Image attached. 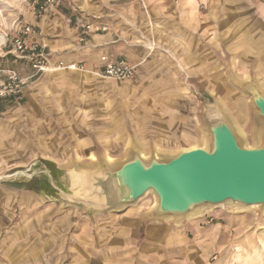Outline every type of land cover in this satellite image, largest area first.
Returning <instances> with one entry per match:
<instances>
[{"label": "crops", "instance_id": "1", "mask_svg": "<svg viewBox=\"0 0 264 264\" xmlns=\"http://www.w3.org/2000/svg\"><path fill=\"white\" fill-rule=\"evenodd\" d=\"M105 4L110 10L99 11L92 4L85 17L106 19L111 28L107 33L81 34L70 23V0L38 22L54 62L30 78L22 94L0 105V168L21 166L35 157L54 166L66 156L70 159L74 150L122 151L125 156L133 144L161 150L189 137L193 121L185 116L183 71L193 79L204 60L199 56L226 54L241 69L264 70L261 0H147L149 18L138 1ZM142 35L159 43L151 54L136 45ZM105 53L141 65L130 79L112 80L101 74ZM58 60L83 63L85 70L58 69ZM17 69L22 77L34 75L27 63ZM5 200L6 191L0 190V211ZM3 221L0 217V264H56L48 253L53 246L49 238L30 239L25 246L31 251L8 255ZM22 231L27 230L18 226L16 233ZM22 243L13 245L21 250Z\"/></svg>", "mask_w": 264, "mask_h": 264}, {"label": "rangeland", "instance_id": "2", "mask_svg": "<svg viewBox=\"0 0 264 264\" xmlns=\"http://www.w3.org/2000/svg\"><path fill=\"white\" fill-rule=\"evenodd\" d=\"M44 1L0 0V89L7 81L9 71L29 81L49 70L46 67L47 70L36 72L29 58L14 51L13 38L22 34L27 26L33 30L30 40L45 50L47 66L54 62L48 54L46 41L40 37L38 22L55 6L60 7L64 0H55L52 6L40 12V4ZM112 1L115 0H70L74 5L69 14L70 23L79 28L81 34L82 30L109 32L111 28L106 19L93 16L89 20L85 14L92 4H97L99 11L102 7L110 10L105 3ZM134 1L143 6L149 18L147 0ZM104 12L107 11L102 10ZM142 38L136 40V45L147 48L149 54L158 48L155 39L143 35ZM104 57L114 62L125 60H114L105 53L101 56L103 69ZM199 59L204 60L199 64V70L193 71V79L190 72L183 71L185 116L188 121H193V132L190 128L187 139L163 145L161 150L144 149L145 155L155 152L172 156L182 149L203 145L205 115L216 108L223 110L242 131L238 134L247 146L257 143L260 118L250 96L236 86L234 79H254L264 88V70L241 69L242 64L226 54L204 55ZM23 62L34 70V75H20L17 67ZM60 62L66 66L75 63L79 69H84L83 63L57 61ZM130 64L137 70L141 62ZM103 69L101 74L107 76ZM15 96L18 95L0 96V105ZM69 154H72L70 159L66 156L54 166L35 157L21 166L0 168V190L6 191L0 217L6 223L2 238L6 234L10 243L8 255L15 256L27 249L31 251L32 248L25 244L39 237L53 241L48 253L56 264L58 261L60 264H110L111 260H118V264H264V207L224 204L204 208L181 220H155L146 215L155 204V198L149 192L135 204L102 209L92 204L91 198L77 192L69 172L76 166L91 168L103 161H121L126 156L122 151L100 150H74ZM18 226L27 231L19 235L16 233ZM20 241L24 244L21 250L13 245Z\"/></svg>", "mask_w": 264, "mask_h": 264}, {"label": "water", "instance_id": "3", "mask_svg": "<svg viewBox=\"0 0 264 264\" xmlns=\"http://www.w3.org/2000/svg\"><path fill=\"white\" fill-rule=\"evenodd\" d=\"M234 82L250 96L260 118L254 146L243 142L223 110L212 109L205 115L203 145L164 156L155 152L145 155L133 144L121 161L70 170L77 191L102 209L135 204L151 192L155 204L146 215L155 220H181L224 204L263 208L264 88L254 79L235 78ZM74 170L82 175L76 177L77 183Z\"/></svg>", "mask_w": 264, "mask_h": 264}, {"label": "built area", "instance_id": "4", "mask_svg": "<svg viewBox=\"0 0 264 264\" xmlns=\"http://www.w3.org/2000/svg\"><path fill=\"white\" fill-rule=\"evenodd\" d=\"M264 2V0H261ZM55 0H45L42 4H40V12H44L49 6L54 4ZM106 29V27H104ZM33 32L30 26H27L25 30H23L22 34L17 35L12 40V45L14 51L18 52L20 56L29 58L33 67L36 68V72L45 71L50 69V67L46 64V55L45 50L40 47L38 44L34 43L30 40L29 36ZM104 73L118 81H125L130 79L134 75V66L125 60L120 61H111L108 58L104 57ZM47 67V69H46ZM73 68L79 69V67L72 63L68 66H65L63 62L57 64L58 69L62 68ZM27 80L23 78H19L16 72H8V79L2 85L0 89V96H7L10 94L20 95L22 94Z\"/></svg>", "mask_w": 264, "mask_h": 264}, {"label": "bare ground", "instance_id": "5", "mask_svg": "<svg viewBox=\"0 0 264 264\" xmlns=\"http://www.w3.org/2000/svg\"><path fill=\"white\" fill-rule=\"evenodd\" d=\"M76 70V69H75ZM85 70V69H84ZM236 130L237 131H240V132H242L241 130H239L238 129V127H236ZM91 156V155H90ZM91 158H95L94 156H92ZM77 170V169H76ZM76 170H74L73 172H72V175H73V177L75 178V183H77L76 181V177L77 178H79L80 179V176H82V175H79V173H80V171H76ZM24 174V173H23ZM14 175V174H13ZM81 179H82V177H81ZM78 192V191H77ZM252 206H255V205H252ZM252 206H249V207H252ZM166 218H169V217H166Z\"/></svg>", "mask_w": 264, "mask_h": 264}]
</instances>
